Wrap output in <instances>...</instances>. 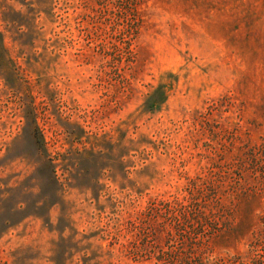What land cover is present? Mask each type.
Returning <instances> with one entry per match:
<instances>
[{
    "label": "rangeland",
    "instance_id": "1",
    "mask_svg": "<svg viewBox=\"0 0 264 264\" xmlns=\"http://www.w3.org/2000/svg\"><path fill=\"white\" fill-rule=\"evenodd\" d=\"M0 264H264V0H0Z\"/></svg>",
    "mask_w": 264,
    "mask_h": 264
}]
</instances>
